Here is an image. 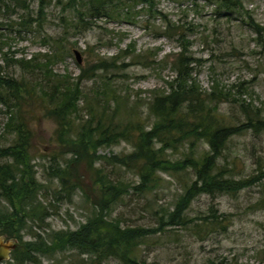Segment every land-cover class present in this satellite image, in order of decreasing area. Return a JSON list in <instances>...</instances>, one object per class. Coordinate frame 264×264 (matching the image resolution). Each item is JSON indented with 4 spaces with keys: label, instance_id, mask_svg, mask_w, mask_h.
Wrapping results in <instances>:
<instances>
[{
    "label": "rangeland",
    "instance_id": "rangeland-1",
    "mask_svg": "<svg viewBox=\"0 0 264 264\" xmlns=\"http://www.w3.org/2000/svg\"><path fill=\"white\" fill-rule=\"evenodd\" d=\"M17 1L21 5L27 1L29 7L22 10L11 1L0 0V65L5 77L29 80L35 76L44 85L47 82L44 69L33 72L16 61L36 58V63L44 62L51 53L58 56V62L51 66L52 73L71 78L80 74L72 53L74 50L80 54L81 66L87 69L98 58L123 57L119 55L122 51L141 55L139 63L125 70L97 72L81 84L86 98L79 104V114L72 117L76 124L89 120L88 106L93 105L96 91L102 87V82L107 81L110 89L128 97L127 105H119L118 116L124 118L131 114L130 119L134 117L145 128L151 127L154 119L148 115L149 98L155 90L163 89L164 80L172 75L161 62H167L179 52L178 44L164 35L168 25L190 36L189 52L197 60L192 66L201 89L209 91L213 81L223 93L230 90L233 94L238 88L242 93L240 98L260 109L259 118L264 120V0H243V9L232 15L216 14L214 7L203 0H153V14L148 12V6L138 4L129 10V21L94 19L91 27L88 19L80 21L79 2L45 0L47 7L40 17L36 1ZM29 19L33 20L31 24ZM152 54H157L156 62L160 65L145 67L143 64L155 59ZM125 58L124 62H130L131 57ZM235 106L224 102L219 108L232 125L246 120ZM43 108L39 102L34 107L38 118L34 122L36 138L31 149L36 178L42 185L40 195L49 212L42 228L35 225L31 231L42 237L47 232L74 231L86 223L101 199V189L93 183L100 176L107 175L121 189L127 188V192L120 194L110 205L106 218L118 221L123 228L150 230L159 227V218L174 209L186 185L194 178L189 169L180 172L160 170L151 189L134 190L140 184L135 172L109 161L113 155L122 156L133 151L131 143L119 141L109 148L97 150L100 159L92 172L84 163L73 165L76 178L69 184L77 185L75 192L70 199L62 194L63 199L58 200L54 195L60 190L59 181L49 175L52 168L69 163L74 157L70 153L62 155L61 147L52 142L57 139L55 125L43 117ZM6 120L5 110L0 106L1 146L9 145L11 140L9 136L1 135ZM194 150L203 153L208 146L200 142ZM164 152L171 160L182 159L184 153L189 152V145L180 144L174 150L167 148ZM218 166L230 171L235 179L264 171V131H247L231 138ZM211 209L228 220L226 230L216 228L204 236L202 233L208 228L205 227L200 233L203 235L201 240L195 235V228L166 226L164 231L142 239L136 253L138 262L207 264L212 260L222 264H264V177L235 195L198 196L185 214L194 220L193 223L200 224L197 219L210 216ZM29 240H34L31 235L24 236L23 242ZM82 258L86 257L66 250L38 258V261L39 264H79ZM105 264L120 263L110 260Z\"/></svg>",
    "mask_w": 264,
    "mask_h": 264
},
{
    "label": "trees",
    "instance_id": "trees-1",
    "mask_svg": "<svg viewBox=\"0 0 264 264\" xmlns=\"http://www.w3.org/2000/svg\"><path fill=\"white\" fill-rule=\"evenodd\" d=\"M6 1L13 2L22 10L29 7L27 1L22 5L17 0ZM33 1L38 3V16L42 17L47 7L46 1ZM203 1L213 6L216 14L224 12L232 15L243 9V0ZM68 2H79L80 21L88 19L89 27L94 19L129 21V10L138 4L148 6V12L154 13L153 0ZM143 7L141 9L144 10ZM32 21L29 19L28 23L31 24ZM178 30L177 27L168 25L164 32L170 41L178 44L179 52L167 62H161L169 68L172 75L164 80V88L155 90L149 98L148 115L154 119L149 128H145L134 117L130 119L131 114L124 118L118 116L119 105H127L128 97L110 89L107 81L102 82V87L95 93L93 105L88 106L89 120L80 125L72 121V117L80 112L79 104L84 103L86 98L81 84L93 78L97 72L125 70L134 63H139L137 61L142 59L139 54L122 51L119 55L123 57L117 55L110 60L98 58L89 69L81 66L82 62L76 61L80 67V74L76 78L52 73L51 66L58 62L56 54L46 56L44 62L36 63V58L31 61H16L18 65L31 68L33 72H41L44 69L47 81L44 85L35 76L29 80L24 77H5L0 65V106L7 115L1 135L11 138L9 145H0V236L15 238L19 242V247L11 254L12 264H39L38 258L66 250L76 251L79 256L86 257L82 258L79 264H105L110 260H116L120 264H145L139 263L136 257L142 239L164 231L166 226L195 228V235H199L201 240L202 234L206 236L216 228L227 229L228 220L223 215H217L213 209L210 210V216L197 219L200 224L193 223L194 220L186 217V210L196 197L235 195L264 177V171L259 170L250 177L235 179L230 171L218 166L229 140L247 131H264V120L259 118L260 109L240 98L242 93L238 88L233 94L230 90L223 93L222 88L213 81L209 91L201 89L192 66L197 60L192 58L189 52L190 36ZM125 56L131 57L130 62H124ZM156 56L157 54H152L153 58ZM59 60L62 61L63 58ZM157 63L159 66L160 63L156 62L155 58L143 65L149 68L151 64L152 68ZM37 102L44 107L43 117L55 125L57 139L52 142L61 147L62 155L70 153L74 157L69 163L65 162L63 166L52 168L49 175L51 179L59 181L60 190L54 195L58 200L63 199L62 194L70 199L75 192L77 185L69 184L76 178L73 165L84 163L92 172L96 161L100 159L96 155L97 150L102 147L109 148L119 141L131 143L133 151L122 156L113 155L109 161L135 172L140 184L134 190L151 189L160 170L180 172L189 169L192 172L193 180L186 185L174 209L159 218L158 228H123L118 221L107 219L106 212L110 205L120 194L126 193L127 188L121 189L107 175H103L93 182L100 187L102 195L97 203V210L87 218L85 224H81L74 231L60 230L47 234L44 232L45 237L31 231L35 225L41 229L49 216L48 208L43 204L40 195L42 185L36 178V165L31 155L36 138L34 122L38 115L34 107ZM224 102L236 105L246 120L234 125L228 122L226 116L219 112L220 105ZM200 142L208 146L206 152L198 153L194 150ZM180 144L189 145V152L184 153L182 159L168 158L165 149L174 150ZM45 196L44 194V198ZM205 227L208 228L200 234ZM26 235H31L34 240L23 242ZM222 263L209 260L207 264Z\"/></svg>",
    "mask_w": 264,
    "mask_h": 264
},
{
    "label": "water",
    "instance_id": "water-1",
    "mask_svg": "<svg viewBox=\"0 0 264 264\" xmlns=\"http://www.w3.org/2000/svg\"><path fill=\"white\" fill-rule=\"evenodd\" d=\"M74 56L78 63H81V57L78 51L74 50ZM19 247V242L15 238H6L0 236V264H12L11 254Z\"/></svg>",
    "mask_w": 264,
    "mask_h": 264
}]
</instances>
